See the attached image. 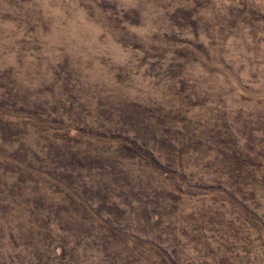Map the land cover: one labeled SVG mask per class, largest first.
Returning a JSON list of instances; mask_svg holds the SVG:
<instances>
[{"label":"rangeland","instance_id":"obj_1","mask_svg":"<svg viewBox=\"0 0 264 264\" xmlns=\"http://www.w3.org/2000/svg\"><path fill=\"white\" fill-rule=\"evenodd\" d=\"M0 264H264V0H0Z\"/></svg>","mask_w":264,"mask_h":264}]
</instances>
